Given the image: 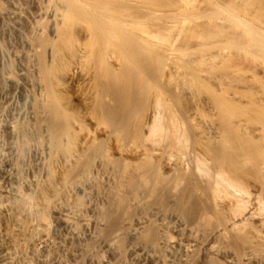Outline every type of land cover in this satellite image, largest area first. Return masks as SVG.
<instances>
[{"label": "bare ground", "instance_id": "obj_1", "mask_svg": "<svg viewBox=\"0 0 264 264\" xmlns=\"http://www.w3.org/2000/svg\"><path fill=\"white\" fill-rule=\"evenodd\" d=\"M202 1L209 2L0 0V94L17 90L28 103L27 117L16 120L0 106V264H264L263 91L254 111L234 108L240 98L212 97L219 121L210 113L207 127L181 123L157 98L148 116H138L148 109L141 98L150 84L129 66V53L152 61L145 42L180 34L189 22H178L179 14L195 15ZM228 21L220 27L231 36ZM237 22L254 54L263 51L260 25ZM96 42L95 59L88 47ZM89 56L103 69H88L98 80L92 116L108 124L103 131L88 128L60 88L71 65Z\"/></svg>", "mask_w": 264, "mask_h": 264}, {"label": "rangeland", "instance_id": "obj_2", "mask_svg": "<svg viewBox=\"0 0 264 264\" xmlns=\"http://www.w3.org/2000/svg\"><path fill=\"white\" fill-rule=\"evenodd\" d=\"M207 1H209V2L203 3V1H202L203 5H202V3L201 4L199 3L200 5L198 4V6H200V7L196 11L197 13L194 11L196 13L195 15H194L193 11H192L193 14L190 12L191 15H193V16H188V15H190V13H188L189 11L188 12L184 11V12L179 14V16H181V14H182V16L180 19H178V22L184 21L186 24L188 21L189 27L192 24V27H190L192 29V31H190L191 29H189V32L187 31L188 33L184 32L185 29L188 30L187 28H189L187 26L188 25V23H187V25H185L187 27H184L185 29L181 32V33H184V35H182L180 33L181 34V36H180V34L174 33L175 31H178V30H175L173 32V34L170 33V35H169L171 40L169 39V36L167 37L169 40L167 38L164 40L165 44H164V41L160 42V41H156V40L155 41L149 40V42L148 41L145 42V43H147V46L145 45V52H147V51L149 52L150 50H148V49L150 47L152 48L151 50H153L155 52V54H154L153 52L150 51L151 53H153L152 56H150L151 58H153L152 61L148 60L149 59L148 58L149 53L145 54V56L148 55L147 59L144 58L142 55L137 56L138 54H140L142 52V51L140 52V50H141V48H144V46H141L140 50L138 49V51L140 53H138L137 55H136V53L134 54L133 52L129 53L130 54L129 60L131 59L129 62L130 63L129 66H131L134 69V71L135 70L139 71V69H142L144 71V73H141V72H143L141 70L139 72H140V74H143L144 78H142L141 75H139L138 78L139 77L142 78L141 83L144 86H147L148 84H150V86L148 85V87L150 89L152 88L150 90V89L144 87L145 90L148 89L146 91L147 97L146 96L144 97V99L145 100L147 99L148 102L143 100L142 95H141L142 96L141 101L143 103H146V104L148 103L147 104L148 109H146L147 107L145 106V109H146L145 112H143L144 110L141 111V114H139V112H138L139 117H142V115L148 116L150 114V111L152 110V106H153L156 98L158 100H160V102H162V104H163L162 109L165 111L166 114H168V115L174 114L181 123L188 122L189 125H191V126L193 124L194 125L196 124V125H200L199 127H202V126L207 127L206 126L207 123L210 122V120L208 121L207 119L210 118L212 115L214 117L213 116H212L213 118L211 117L212 118L211 121H213V120H214V122L216 120H217V122L219 121V117H218L219 113L216 110V105H214L212 103L214 100L215 101L219 100V99L218 100L216 99V98H218V96L222 100L224 97H228V98H226V100L228 99L227 101H229V99L238 100L240 98L241 102H238V104H233V107L236 106L234 108H236L237 110L240 106H241L240 108H242V106H243V108L244 107L247 108L248 111H254L256 109V102L253 104V100L255 99L254 101H256V98L258 96L260 97L262 91H263L262 94L264 95V55H263L264 49H263V51L262 50L260 51V49H259V51H257L256 54H254V52L256 50L255 47H257V46H254V44H252L253 42L251 40H248L247 37L245 38L244 35L242 36V31L240 29H237V33L241 34V35H239V34L238 35L242 36V37H238V35H237V37H238V39H237L235 36L237 33H236V30L234 27L236 26V28H239V26H238L239 23L237 21L241 22V21L248 20V21L252 22L253 24H255L256 27L260 25L259 27L264 31V24H263L264 23V0H211V1L207 0ZM206 3H207V5L205 6ZM209 4H210V6H209ZM203 9H205V11ZM229 13L232 16H234L235 20H236V21H233V24L235 26L230 25L232 27V28H230L231 31L232 32L234 31V33H235V34L233 33L231 36H229L230 34L225 35V34H227V32H226L227 28H226V31H224V29H222L223 26L220 27V24H222V23H223L222 25L225 24L227 26V21L229 20L227 15ZM182 17H183V19L184 18H186V19L183 20ZM188 18L189 19L192 18V19L189 20ZM222 19H224V20H222ZM192 20H193V22H192ZM207 20H208L209 25H212V23H213V26H211V27L205 26L207 23L206 22ZM195 21H196V23H195ZM214 21H216V22H214ZM203 23H205V24H203ZM208 23H207V25H208ZM214 23L217 24L216 27L219 24L220 28L219 27L216 28ZM229 23H231V22H229ZM214 27L216 29H219L218 30L219 33H216L217 30L215 31ZM210 28L214 29V33L211 32L212 29L210 30ZM220 30H222L226 33L222 32ZM228 31H229V33H231L230 30H228ZM240 31H241V33H240ZM220 32H222V34H220ZM177 35L180 36L179 37L180 39L178 38L179 40L177 39ZM233 35L235 38L233 37ZM226 36H227V38L229 36L230 39H227ZM173 38H176V40ZM172 40H174V42ZM175 41H177V42H175ZM241 41H243V42L240 43ZM89 42L90 41H88L87 43H89ZM166 42H167L168 47L166 45ZM9 43H10V45L11 44L14 45V40H11ZM151 43H152V45L153 44L154 45L152 46ZM96 44H97V42H96ZM169 44H171L172 46L171 45L170 46L173 48H171L169 46ZM148 46H149V48H147V51H146V47H148ZM97 48H98V44H97L96 48L94 47V44H93V46L91 44L88 47V49L90 51L89 50L88 51L90 53L91 50H94L93 53H95V49L97 50ZM244 50L245 51L248 50V52L247 51L245 52ZM250 50H252V51L249 53ZM135 52H137V51H135ZM142 54H143V52H142ZM157 54L159 55L158 57H160V58L164 57V59L162 58L164 61L159 62L160 58L157 57ZM199 54H200V56H199ZM203 54H204V56H203ZM91 55L93 56V54H91ZM90 56H89V58H87V60L89 59L91 61L93 58ZM165 57H166V60L169 59V60H167V62L165 61ZM200 57H201V59L203 57L204 61L203 60L200 61L201 60ZM94 58L96 59L97 57H94ZM155 58H158L159 60H157ZM6 59L7 58H5V60ZM172 59H174V60H172ZM87 60L85 59L84 63H82L84 60L81 62L82 68L77 67V66H80V63H79V65H74L75 67L73 65H71L70 69L73 68L74 74H72L73 70H70L68 73H69V75L71 74V76H69L67 73L66 78L68 77V79H66L67 80L66 83L63 84L64 87H60V88L67 89V91H69V95L71 97V102H69L70 106L73 105L74 107H78L77 111H78V113H80L79 114L80 117L81 116L84 117V122L86 120L85 125H87V124H88V126L90 125L88 128L92 127V128H96L99 130L102 129V131L104 128V130H107L108 124L105 122V120L103 118H101L102 122L101 121L98 122L97 120L99 119V117H97V115H96L97 119H95V117L93 118V116H95L94 115L95 113L93 114V111H92V105H93L92 103L95 102V101H93V99L96 100L98 98V95H96V93H98V91L95 93V83L98 80L96 82H94V80H96L97 78L94 79L95 77L93 76V73L91 72L94 70H92L91 67H93L92 64L97 66L98 67V69L96 68L97 72L98 71L103 72L102 71L103 69L100 70V68H102V67L96 65V64H98L97 63L98 60H96L97 61V62H95L96 64L92 61H91L92 62L91 63L89 60L88 61ZM100 62H102V59L99 60V63ZM112 62L115 63L116 61L114 60V61H111L110 63H112ZM172 62H174L173 63L174 65L172 64ZM114 63H112V64H114ZM90 64H91V67H90ZM112 64H111V66H112ZM115 65L117 66V62H116V64L113 65V67ZM104 66L106 67V64H104ZM104 66H103V68H105ZM76 67H77V69L75 70ZM78 68H81V69H78ZM132 68H130V69H132ZM171 68H172V70H170ZM88 69H90L91 71H88ZM189 69L194 70V72L192 71V73H191V71ZM89 72H91V73H89ZM171 72H173V74ZM175 72H176V74H175ZM95 73H96V71H95ZM91 76H93V77H91ZM170 78H172V79H170ZM170 80H172V81H170ZM203 81H204V84H203ZM260 82H262L263 84ZM146 83H147V85H146ZM207 83H209L208 84L209 87H208ZM141 85H139V87ZM153 85H155L156 87L163 85L164 87L160 86V87L156 88ZM97 86H98V82L96 84V89L98 90ZM172 87L175 90H173ZM141 89H142L143 93L145 94V92H144L145 90L142 87H141ZM141 89H139V90H141ZM170 89L174 92V94L172 93V91ZM137 90H138V88L136 89V91ZM139 90L137 92L139 94H142V92ZM208 90H211V92ZM220 90H221V92H220ZM255 90H258V91H255ZM3 91L5 93H2L4 96L2 94H0V95H2V96H0V99L3 97L0 100V106L7 109V111H9V113L10 112L13 113V115L12 114L9 115V113H7V112L5 114V111H4L3 114H4L5 118H3V114H2V118L7 120L6 116H7V118H9L8 115L10 116L9 119H12L13 116H15L14 117L15 120L18 116L20 119L26 118L27 117V115H26L27 107L26 106L28 105V103L26 101L24 102V100L20 96L19 91L13 90L10 93V91H7V88L5 90V87L3 88ZM15 91H16V93H14ZM157 91H159V92H157ZM238 91H240V92H238ZM252 92L254 94H255V92H257V94L253 96ZM138 93H137V96L139 95ZM152 94H154L155 96ZM5 95H7V96L5 97ZM9 95H10V99L8 97ZM141 96H139V101H140ZM153 96H154V98H153ZM221 96H223V97H221ZM212 97H214L215 99L213 100ZM4 98L5 99L8 98L7 99L8 101L5 100ZM148 98H149V100H148ZM208 99H210V100H208ZM105 100L107 101V98H105ZM210 101H212V102H210ZM1 102L4 104H1ZM8 102H10L9 104L12 105V108L14 110L12 108L11 109L9 108L10 105L8 104ZM142 102H141V105L143 104ZM229 102H228V104L230 106L231 104ZM248 102H249V108L250 109H248V106H245V105H248ZM21 103H23L24 105ZM5 104H8V105L6 107H4ZM139 104L140 103H138V105L136 107H138ZM207 104L208 105L213 104L211 106L212 108H210L209 107L210 105L208 106ZM203 105H204V107H203ZM224 105H225V103L222 105V107ZM14 106L16 107L17 110L15 109ZM225 106L223 108H225ZM1 107H0V109L2 111L3 108H1ZM23 107H25L26 109ZM150 107H151V110H150ZM213 107L215 108L216 113H218L217 116H216V113L215 114L213 113V111H215ZM226 107L228 108V106H226ZM19 108L23 109L22 110L23 112L19 111V110H21ZM138 108H140V106ZM219 109H220V107L218 108V111H219ZM222 109H221V111H222ZM229 109H231V108H229ZM208 110H210V111L212 110V112H210ZM232 110H235V109H231L230 111L228 110L226 112L224 110L223 111L225 113H227V112L230 113V112H233ZM241 110H243L242 111L243 113H245V111H246V109H241ZM241 110L239 109V113ZM138 111H140V109ZM210 113H211V116L209 117ZM21 115H23V116H21ZM207 116H208V118H207ZM192 119H194V120H192ZM97 123H99L101 125L99 126V124H97ZM119 125L115 124L113 128H115L116 130H120L121 128H123V126L120 125L121 126L120 127ZM95 126H97V127H95ZM197 128L198 127L193 128L192 132L195 133L194 135L199 134L198 133L199 130ZM197 135H196V137H198ZM132 148H133L132 149V151H133L134 147H132ZM99 152L101 153V151L99 149L94 150L95 157H97V155H100ZM127 155H129V154H127ZM29 157H28V159H31L33 161L34 157L31 156L33 159L29 158ZM30 172H27L28 177H31V175H32V172L31 173Z\"/></svg>", "mask_w": 264, "mask_h": 264}]
</instances>
